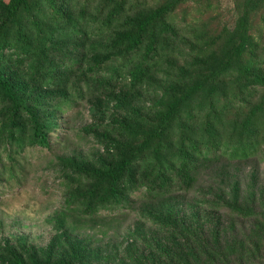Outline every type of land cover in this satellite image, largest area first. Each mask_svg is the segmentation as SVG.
Returning a JSON list of instances; mask_svg holds the SVG:
<instances>
[{"label":"rangeland","instance_id":"374dc122","mask_svg":"<svg viewBox=\"0 0 264 264\" xmlns=\"http://www.w3.org/2000/svg\"><path fill=\"white\" fill-rule=\"evenodd\" d=\"M86 1H61V6H79L68 10L66 22L52 14L48 0H38L23 15L34 40L29 29L33 22L42 33L56 29L66 33L70 18L84 11L96 24L86 30L92 37L101 35L91 38L87 48L98 52L88 56L80 70L73 59L77 64L71 81L75 83L101 52L109 50L115 34L125 32L129 15L140 17L139 13L157 4L150 0L152 4L145 7L141 6L144 1L138 6L135 0H93L91 9H86ZM210 1L227 16L238 7L236 0ZM9 2L0 0V22ZM123 7H133V12L123 16L114 28H120L118 32L101 30L109 14ZM12 36L16 37V31ZM77 39L63 34L49 48V58L38 52L36 59L42 65L50 60L57 65L72 50L75 58L81 57ZM34 55L5 52L0 62V73L30 107V113H15L11 101L0 99L1 144L6 145L15 127H23L26 138V147L18 154L12 149L11 156L0 148V264H264V148L257 157L242 162L202 163L198 182L189 192L159 200H148L145 191L138 192L127 207L87 216L86 200L95 186L93 173L115 166L124 153L157 134L163 126V103L183 93L187 81L170 83L156 75L138 87L131 81L108 85L103 79L92 93L81 95L76 103L73 100L74 107L61 111L57 105L62 88L57 83L45 86L23 62ZM173 84V90L163 92ZM36 122L50 127L49 147L30 145ZM10 157L18 173L13 180L4 175ZM235 206L253 215H235L231 210Z\"/></svg>","mask_w":264,"mask_h":264},{"label":"trees","instance_id":"16d2710c","mask_svg":"<svg viewBox=\"0 0 264 264\" xmlns=\"http://www.w3.org/2000/svg\"><path fill=\"white\" fill-rule=\"evenodd\" d=\"M37 1L10 0L5 5L0 22V62L5 59V52L19 57L36 54L23 62H28L29 72L33 77L38 75L45 86L57 83L62 88L57 105L61 111L74 107L81 95L92 93L103 79L108 80V85L131 81L138 87L156 75L168 78L170 83L174 79L187 81L183 93L163 103V126L157 134L124 153L115 166L93 173L95 186L86 200L85 215L98 216L127 207L138 192L145 191L148 200L189 192L198 182L202 163L225 159L242 162L257 157L263 150L264 0H236L238 7L230 18L216 10L210 0H152L157 4L139 13L140 17L129 15L125 32H118L120 28H114L119 27L123 16L133 12V7H123L110 13L101 29L118 32L109 52H101L76 83L71 81L77 64L73 59H77L80 70L88 56L98 52H91L87 42L101 33L93 37L88 34L86 29L96 24L83 11L70 18L66 33L62 29L42 33L40 26L34 25L36 22L31 23V35L37 38L34 40L28 34L23 15H28ZM54 1L48 0L52 14L65 22L68 10L79 8L69 3L61 6L62 0ZM87 1L83 7L91 9L93 0ZM135 3L145 7L152 4L150 0ZM63 34L78 37L81 57L75 58L72 50L67 53L68 58H61L60 64L53 65L50 60L42 65L36 59L37 53L49 58V48ZM174 88L173 84L163 92ZM0 99L11 101L15 113H30V107L13 92L9 79L1 73ZM50 130L36 122L30 145L49 147ZM10 133L3 147L0 130L2 152H23V127H15ZM9 160L4 175L13 180L18 173L13 158ZM231 210L241 217L253 215L238 206Z\"/></svg>","mask_w":264,"mask_h":264}]
</instances>
